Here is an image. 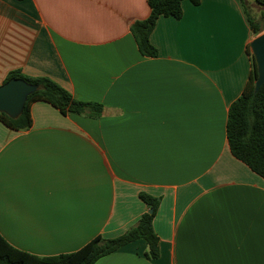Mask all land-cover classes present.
Segmentation results:
<instances>
[{
  "label": "crops",
  "instance_id": "obj_1",
  "mask_svg": "<svg viewBox=\"0 0 264 264\" xmlns=\"http://www.w3.org/2000/svg\"><path fill=\"white\" fill-rule=\"evenodd\" d=\"M159 16L156 55L130 31L148 0H0V84L17 69L52 79L99 117L30 105L31 124L0 121V236L36 256L115 237L148 211L143 239L94 264H264V179L227 144L228 108L248 80L255 0L181 1ZM264 31V26H259ZM261 32V33H262ZM260 34V33H259Z\"/></svg>",
  "mask_w": 264,
  "mask_h": 264
},
{
  "label": "trees",
  "instance_id": "obj_2",
  "mask_svg": "<svg viewBox=\"0 0 264 264\" xmlns=\"http://www.w3.org/2000/svg\"><path fill=\"white\" fill-rule=\"evenodd\" d=\"M181 1L148 0L150 8L148 17L136 20L130 25V31L142 55H156V49L150 42V33L155 22L161 15L180 18L182 15ZM189 1L193 4L199 2V0ZM255 1L264 6V0ZM251 18L248 16L249 25L252 32L258 35L262 31ZM247 53L251 61V70L241 95L228 108L226 138L231 154L264 179V83L254 92L256 66L249 47ZM12 77L36 84L38 89L27 97L22 112L16 118L0 112V121L10 128L18 130L30 126V105L37 100L50 103L62 114L71 112L99 117L103 112L102 104L77 100L67 89L48 77L26 76L14 69L7 73L3 82ZM138 196L148 209H152V212H144L134 226L118 236L108 238L96 235L75 251L53 256H36L18 250L0 236V264H94L100 257L138 239H143L147 244L148 249L145 256L150 259L157 258L159 239L153 231L152 220L159 201L158 198L145 191L139 192Z\"/></svg>",
  "mask_w": 264,
  "mask_h": 264
},
{
  "label": "water",
  "instance_id": "obj_3",
  "mask_svg": "<svg viewBox=\"0 0 264 264\" xmlns=\"http://www.w3.org/2000/svg\"><path fill=\"white\" fill-rule=\"evenodd\" d=\"M250 53L256 66L254 92L264 83V31L249 42ZM38 89L36 84L12 77L0 84V112L16 118L22 112L27 97ZM151 213L152 209H148Z\"/></svg>",
  "mask_w": 264,
  "mask_h": 264
},
{
  "label": "rangeland",
  "instance_id": "obj_4",
  "mask_svg": "<svg viewBox=\"0 0 264 264\" xmlns=\"http://www.w3.org/2000/svg\"><path fill=\"white\" fill-rule=\"evenodd\" d=\"M255 18L257 17V24H258V26H264V13L262 14V17L260 18L259 17V15L257 16V15H255L254 16ZM251 20L253 21V23H255L256 24V22L251 18Z\"/></svg>",
  "mask_w": 264,
  "mask_h": 264
}]
</instances>
